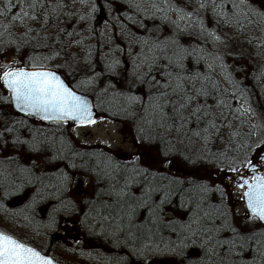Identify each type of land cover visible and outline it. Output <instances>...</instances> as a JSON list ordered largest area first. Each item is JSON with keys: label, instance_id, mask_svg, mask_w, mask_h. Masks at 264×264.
<instances>
[{"label": "snow or ice", "instance_id": "6c2138e0", "mask_svg": "<svg viewBox=\"0 0 264 264\" xmlns=\"http://www.w3.org/2000/svg\"><path fill=\"white\" fill-rule=\"evenodd\" d=\"M61 251L264 264V0H0V264Z\"/></svg>", "mask_w": 264, "mask_h": 264}, {"label": "rangeland", "instance_id": "374dc122", "mask_svg": "<svg viewBox=\"0 0 264 264\" xmlns=\"http://www.w3.org/2000/svg\"><path fill=\"white\" fill-rule=\"evenodd\" d=\"M93 135L91 137H84V136H81V139L84 140V139H88V140H92V141H96L98 139H100L101 137V130L99 129H93ZM242 210V209H240ZM61 259H66L68 261V264H74V262H78L77 260H73V259H69V258H66L64 256H61Z\"/></svg>", "mask_w": 264, "mask_h": 264}, {"label": "trees", "instance_id": "16d2710c", "mask_svg": "<svg viewBox=\"0 0 264 264\" xmlns=\"http://www.w3.org/2000/svg\"><path fill=\"white\" fill-rule=\"evenodd\" d=\"M57 254L60 255V257L64 256V257L69 258V259L77 260L78 262H74V264H89L88 261L81 260L79 257H76L70 253H66V252L61 251V252H58Z\"/></svg>", "mask_w": 264, "mask_h": 264}]
</instances>
